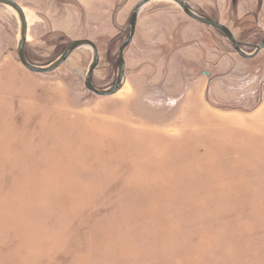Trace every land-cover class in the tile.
<instances>
[{"label":"rangeland","instance_id":"374dc122","mask_svg":"<svg viewBox=\"0 0 264 264\" xmlns=\"http://www.w3.org/2000/svg\"><path fill=\"white\" fill-rule=\"evenodd\" d=\"M14 1L31 63L89 39L94 85L114 84L141 0ZM184 1L247 53L264 40V0ZM19 33L0 5V264H264V50L244 59L156 1L125 51L126 84L100 97L85 87L90 48L35 74Z\"/></svg>","mask_w":264,"mask_h":264},{"label":"water","instance_id":"95a60500","mask_svg":"<svg viewBox=\"0 0 264 264\" xmlns=\"http://www.w3.org/2000/svg\"><path fill=\"white\" fill-rule=\"evenodd\" d=\"M156 1H161V0H141L134 8L128 24L129 36L127 37L123 45L120 47L117 55L118 71H117L116 81L112 86L106 89L97 88L93 82L94 72L100 62L99 50L97 45L93 41L89 39L73 40L65 47L63 52L55 61H53L47 66H37L28 60L26 54L27 38H28V20L24 9L14 0H0V5L9 7L12 11H14V13L17 15L19 19L20 33H19V40L17 47V56L20 64L24 68L35 74H48L56 71L59 67L65 64L75 51L81 48H90L93 51V59L85 77V87L87 88V90H89L90 92L94 93L97 96L109 97L117 94L126 84L127 74H126V62L124 58L125 51L132 44L134 40L137 24L142 11L148 5ZM162 1H168L175 4L190 19L220 32L227 39V41L232 46L234 51L244 59H254L261 53V51L264 50V40H263L259 45L255 47V51L253 53L245 52L242 47V44L237 41L234 33L231 31L229 27L220 24L219 22L210 19L206 16L199 15L184 0H162ZM204 75L210 77V74L208 73Z\"/></svg>","mask_w":264,"mask_h":264},{"label":"crops","instance_id":"0c3cea01","mask_svg":"<svg viewBox=\"0 0 264 264\" xmlns=\"http://www.w3.org/2000/svg\"><path fill=\"white\" fill-rule=\"evenodd\" d=\"M80 1V4L82 5L83 3H89L90 1H92V0H79ZM93 2V1H92ZM87 4H83V5H87ZM82 5V6H83ZM89 6V9H90V11H94V9H93V6H91V5H88ZM109 13V12H108ZM139 21H140V18H139ZM139 21H138V24H137V28H136V31H137V29H138V25H139ZM135 35H136V33H135ZM255 113H258L259 114V117H262V118H264V102L258 107V109L256 110V111H254Z\"/></svg>","mask_w":264,"mask_h":264}]
</instances>
